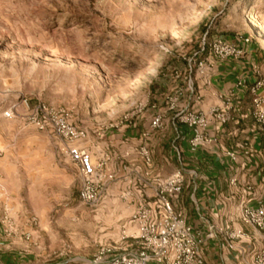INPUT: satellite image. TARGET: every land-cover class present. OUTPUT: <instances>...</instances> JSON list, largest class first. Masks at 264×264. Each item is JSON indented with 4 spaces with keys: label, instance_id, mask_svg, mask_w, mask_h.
<instances>
[{
    "label": "rangeland",
    "instance_id": "374dc122",
    "mask_svg": "<svg viewBox=\"0 0 264 264\" xmlns=\"http://www.w3.org/2000/svg\"><path fill=\"white\" fill-rule=\"evenodd\" d=\"M207 32L212 44L250 36L264 78V0H0V264H87L130 227L141 190L175 171L155 144L171 138L170 117L238 106L220 69L234 61L206 67ZM239 76L253 81L252 66ZM23 99L61 111L96 159L110 155L115 178L97 206L80 200L61 138L23 105L3 115ZM158 113L169 126L146 139Z\"/></svg>",
    "mask_w": 264,
    "mask_h": 264
},
{
    "label": "built area",
    "instance_id": "2783aa9c",
    "mask_svg": "<svg viewBox=\"0 0 264 264\" xmlns=\"http://www.w3.org/2000/svg\"><path fill=\"white\" fill-rule=\"evenodd\" d=\"M207 34L208 32L201 49V53L209 51L206 67H214V59L240 61L249 60L253 56L250 36L232 40L218 37L212 44L207 41ZM204 62L200 61V66ZM252 72L255 78L253 81L247 76H238L236 87L237 92L243 95V105H246L253 117L256 130L264 135V78L261 66L253 64ZM21 105L31 110L29 119L37 128L52 130L66 143L65 152L74 165L80 182L79 198L85 205L97 206L105 186L115 178L110 168V155L105 153L96 159L89 147L77 144L84 138V133L69 123L61 111L46 104L38 103L31 107L29 100L23 99L20 103L12 104L3 115L13 117ZM240 105L242 104L235 108L227 99L223 108L215 106L204 113L184 115L182 111L170 117L171 151L176 158L177 168L169 175L155 178V183H149L148 190H141L138 207L130 215V227L122 231L117 241L103 244L87 264H206L204 245L208 239L217 240L223 251L250 253L251 264H264V193L256 194L251 180H246V196L240 201L238 208L230 213L229 220L233 226L202 216L206 223L204 229L190 221L180 205L183 188L189 177L193 185L191 199L200 209L194 192L198 189L201 175L197 168L186 166L183 142H186L188 150L193 153L209 151L218 146L221 155L239 163L240 153L223 142L222 134L228 126L240 123L237 116ZM166 126L169 125L164 115L158 113L142 135L148 139L151 132L163 130ZM139 154L141 161L151 168L154 161L149 145L142 144ZM262 174L264 177V172ZM238 181V176L234 175L230 183L237 185ZM237 222L239 224L235 225ZM245 226L252 228L258 235L261 247L249 249L240 245L249 235Z\"/></svg>",
    "mask_w": 264,
    "mask_h": 264
},
{
    "label": "crops",
    "instance_id": "0c3cea01",
    "mask_svg": "<svg viewBox=\"0 0 264 264\" xmlns=\"http://www.w3.org/2000/svg\"><path fill=\"white\" fill-rule=\"evenodd\" d=\"M251 51L255 52L253 45ZM256 56V54H255ZM250 59L234 61L231 64L224 63L220 67L224 79L223 89H228L231 84L230 78L236 81L240 73L247 68H251ZM232 80V81H233ZM242 94L237 104V116L240 123L236 126H228L222 134V140L228 147L235 148L240 153L239 163L233 162L227 156L221 155L220 147H214L209 151L191 152L187 148L186 142L185 153L187 157L186 166L197 168L201 179L198 183V189L194 192L195 199L199 202L200 209L191 199L193 185L190 178H187L183 188L180 205L187 213L190 221L195 225L206 229V223L202 216H207L210 220H219L227 226H233L230 223V213L235 211L240 201L246 196V180H251L253 189L256 194L264 193V135L258 132L255 127L254 119L250 115L246 105H243ZM240 102V103H239ZM157 133L155 144L159 151L165 147L171 151V138L167 141L158 136ZM171 135V131L169 133ZM172 136V135H171ZM246 151H249L246 154ZM172 159L177 168L176 158L172 153ZM162 162V161H161ZM158 164H156V168ZM237 175L239 178L237 185L230 183L231 178ZM239 223H235V225ZM249 235L240 245L249 249L259 248L261 244L258 235L252 228L245 226ZM206 264H251L252 257L250 253L241 254L239 251H223L219 242L215 239H208L204 245Z\"/></svg>",
    "mask_w": 264,
    "mask_h": 264
}]
</instances>
